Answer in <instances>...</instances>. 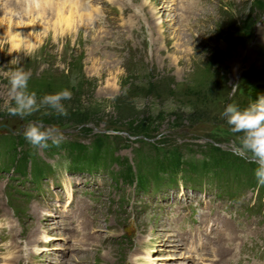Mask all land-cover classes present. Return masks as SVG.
Returning <instances> with one entry per match:
<instances>
[{
    "label": "rangeland",
    "instance_id": "rangeland-1",
    "mask_svg": "<svg viewBox=\"0 0 264 264\" xmlns=\"http://www.w3.org/2000/svg\"><path fill=\"white\" fill-rule=\"evenodd\" d=\"M125 1L129 5L125 15H117V8L107 5L106 19L92 24L87 7L83 19L75 14L77 20L70 27L58 24L55 14L26 11L30 26H25L24 34L31 32L36 45V51L27 57L15 52L9 55L10 40L4 35L8 30L24 29L17 27L21 22L17 15L24 11L10 14L0 8V47L4 49L0 51V134L23 136L24 126L32 120L55 125L63 131L65 142L89 144L105 133L119 162L126 158L131 166L139 154L151 155L154 147L162 156L176 151L192 159L207 148L237 153L242 134L233 133L221 113L228 103L244 108L264 95V0H203L204 6L198 4L189 20L192 28L188 33L174 28V16L161 3L158 11L164 17L152 21L153 42L148 35H140V30L147 33L151 26L141 7L143 0ZM152 2L159 4L158 0ZM48 15L51 19H42ZM159 36L164 40L161 46ZM17 55L21 66L31 73L29 88L37 93L38 102L45 94L63 88L72 92L63 101L66 116L46 106L25 118L8 113L5 73L15 67L10 61ZM132 128L153 136V147L142 144L141 135L132 133ZM5 147H12L10 139L0 137V157L9 159ZM36 150L43 159L54 156L63 161L62 156L47 155L44 148ZM16 173L23 176L24 168L18 166ZM5 200L0 190V201ZM9 203L23 212L20 198ZM243 220L247 218L232 228L242 253L236 261L240 263L244 257L256 264L263 260L259 236L264 237V219L257 238L255 221L250 217ZM28 229L23 226L24 232ZM219 246L216 239L213 247Z\"/></svg>",
    "mask_w": 264,
    "mask_h": 264
},
{
    "label": "clouds",
    "instance_id": "clouds-1",
    "mask_svg": "<svg viewBox=\"0 0 264 264\" xmlns=\"http://www.w3.org/2000/svg\"><path fill=\"white\" fill-rule=\"evenodd\" d=\"M28 3L32 4L33 0H28ZM26 15V11L17 15V19L21 21L17 27L30 26L25 21ZM13 35L16 36V40L9 42L7 51L9 55L15 52L23 53L27 57L36 51L31 32L23 34L16 31ZM3 50V47H0V51ZM20 57L19 55L13 57L10 64L15 67L9 68L5 73L9 88L8 99L4 106L8 113L25 118L38 112L41 106H46L54 110L57 115L66 116L67 109L63 101L70 99L72 92L63 88L45 94L38 102L37 93L29 88L31 73L21 66ZM221 115L226 119L233 133L242 134L236 151L255 166L253 172L257 184L264 185V95L244 108H240L236 103H228ZM22 134L33 148H48L50 144L59 147L65 140L61 129L55 125L46 126L36 120L29 121L24 126Z\"/></svg>",
    "mask_w": 264,
    "mask_h": 264
},
{
    "label": "trees",
    "instance_id": "trees-1",
    "mask_svg": "<svg viewBox=\"0 0 264 264\" xmlns=\"http://www.w3.org/2000/svg\"><path fill=\"white\" fill-rule=\"evenodd\" d=\"M40 121V120H39ZM131 121V120H130ZM42 123H50L48 121H40ZM132 123H134L133 121H131ZM132 133H135L137 135H141V143L142 144H145L147 146H150V147H153V144L154 142H151L150 139L153 138V136H149V135H146V134H143V133H136L134 130L135 128H132ZM0 137H9L10 139V143L12 144V147L11 149H17V147L19 146H23L25 144H29L25 138L22 136V135H16V134H12V133H9V134H3V135H0ZM62 143H67V150L69 151V153H72V154H75L76 156H80V157H88L89 154L88 151L90 150L92 153H97L99 150L101 149H105V150H109L111 149V143L109 141V134H105L103 133L102 135H99L97 136L96 139H94L93 141H91L88 145H85L79 141H76V140H69V142H65L63 141ZM29 146H31L29 144ZM62 145L60 144V147ZM48 148H56V146H50ZM47 148V149H48ZM9 149V148H8ZM154 150L155 147L153 148ZM29 150L32 151V149L29 147ZM218 150V151H217ZM211 151V157L212 158H222V157H232V158H235V159H240L241 161H243L242 158H239L237 157L235 154H233L232 152H229V151H221L220 149H216V150H210ZM25 152L23 151V156H21L20 158L23 159V160H28L27 158V155L24 154ZM142 154V153H141ZM144 155V154H143ZM140 156V154H139ZM141 160H142V155H141Z\"/></svg>",
    "mask_w": 264,
    "mask_h": 264
},
{
    "label": "bare ground",
    "instance_id": "bare-ground-1",
    "mask_svg": "<svg viewBox=\"0 0 264 264\" xmlns=\"http://www.w3.org/2000/svg\"><path fill=\"white\" fill-rule=\"evenodd\" d=\"M49 1L52 2V0H49ZM9 3H11V2H9ZM20 4H21V7L25 6L24 3L22 4V2ZM47 5H52V9L49 10V12H48L49 15L55 14L57 16L56 22L60 25L64 24L66 27H70L71 25H73L75 23L74 20H77V17H79L78 18L79 20H82L83 17L86 15V11H87V7L84 4H82V0H65V1L57 2L56 4H47ZM31 6H32L31 4H26V7L28 9L24 8V9H21V11H28L30 13H35V12L44 13V12H46L45 10H40L41 9L40 7L37 10H31V9H29V8H31ZM42 7H44V6H42ZM190 9H193V7H190ZM2 10H4V12L7 10V11H9L10 14L11 13L13 14L15 12V9L10 8V7H3ZM75 14L77 15L76 19H75V16H76ZM49 15L46 16L45 18H42V19H47V18L51 19V16L49 17ZM87 15H88V13H87ZM9 28L11 29V27H9ZM26 30L27 29L25 27L22 30H21V28H16L14 31L8 30L5 33V35H6V37H8V39L10 41H15L16 36L13 35V33H15L16 31H19V32H22L24 34V32Z\"/></svg>",
    "mask_w": 264,
    "mask_h": 264
}]
</instances>
